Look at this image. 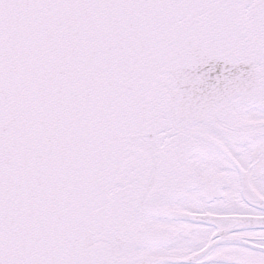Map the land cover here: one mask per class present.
<instances>
[{"label": "snow or ice", "instance_id": "obj_1", "mask_svg": "<svg viewBox=\"0 0 264 264\" xmlns=\"http://www.w3.org/2000/svg\"><path fill=\"white\" fill-rule=\"evenodd\" d=\"M0 264H264V0H0Z\"/></svg>", "mask_w": 264, "mask_h": 264}]
</instances>
